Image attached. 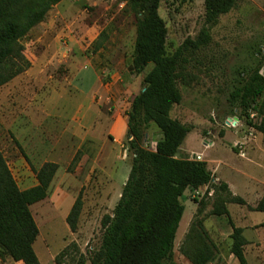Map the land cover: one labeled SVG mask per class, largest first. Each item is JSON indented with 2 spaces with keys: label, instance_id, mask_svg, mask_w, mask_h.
Masks as SVG:
<instances>
[{
  "label": "rangeland",
  "instance_id": "obj_1",
  "mask_svg": "<svg viewBox=\"0 0 264 264\" xmlns=\"http://www.w3.org/2000/svg\"><path fill=\"white\" fill-rule=\"evenodd\" d=\"M159 14L166 22V49L171 53L185 38H196L204 26V0H159ZM136 20L125 0H63L51 7L39 29L33 27L21 40L30 67L0 86V150L19 188L37 183L35 170L43 163L58 165L46 197L30 205L38 227L33 249L41 264H76L80 257L91 264L103 232L101 219L112 214L127 179L132 158L127 114L150 68L131 70ZM102 30L103 46L95 51L94 41ZM208 32L209 42L190 62L195 80L178 83L182 99L170 112L191 128L177 155L190 158L201 153L208 160L215 153L222 162L231 161L238 172L246 169L264 181V156L259 157L261 165L244 168L243 159L227 147L248 127L231 115L227 99L237 71L255 62L253 52L260 50L264 59V0H237ZM260 72L264 75V61ZM229 118L235 126L225 125ZM159 137L158 128L149 124L142 146L153 148ZM210 139L228 149L206 147L204 142ZM77 152L79 158L71 165ZM221 171L229 173L232 190L243 196L244 177ZM215 184L212 178L208 187H201L199 198L188 189L183 194L184 211L174 238L176 264H192L179 247L195 217L202 219L218 248L210 264H239L229 252L230 234L223 237L218 232L220 219L210 213ZM78 195L82 209L71 231L66 216ZM229 204L236 220L239 205ZM223 219L226 227L229 222ZM258 235L263 241L253 240L246 247V264H264V231ZM65 248L67 253L60 257ZM0 264L24 263L5 257Z\"/></svg>",
  "mask_w": 264,
  "mask_h": 264
},
{
  "label": "trees",
  "instance_id": "obj_2",
  "mask_svg": "<svg viewBox=\"0 0 264 264\" xmlns=\"http://www.w3.org/2000/svg\"><path fill=\"white\" fill-rule=\"evenodd\" d=\"M59 1L0 0V86L30 67L21 40ZM125 1L137 15L131 70L140 73L149 65L150 68L127 114V137H131L127 142L132 154L130 170L112 214H105L101 219L100 245L92 252L90 262L176 264L174 238L184 211L181 201L184 191L188 187L201 188L209 184L212 172L204 160L177 155L191 128L170 112L182 99L178 83L189 85L195 80L196 73L190 62L209 42L208 27L216 23L220 15L229 12L237 0H204V26L196 38H185L171 53L166 49L167 26L159 14V0ZM104 35L105 31H100L94 41L95 51L103 46L99 38ZM261 55L260 50H255L253 65L237 71L238 78L227 100L231 115L264 135V75L260 72L264 59ZM149 124L160 131L151 149L142 146L143 131ZM78 158L79 152L71 165ZM57 167L52 161L43 163L35 170L37 183L20 189L0 150L1 260L10 257L24 264H41L33 249L38 227L30 205L46 197ZM214 192L210 213L229 218L232 227L229 252L239 264H246L244 245L247 240L242 228L231 221L227 209L229 203L244 205L246 201L232 194L223 181L214 185ZM199 203L203 205L204 200L200 199ZM247 207L264 214V192L255 206ZM81 209L82 199L78 195L66 216L71 231L76 229ZM201 210L199 206L198 211ZM261 226L264 227V221ZM68 249L62 250L60 257ZM179 250L192 264H210L218 248L202 219L195 217ZM76 264H84L83 257Z\"/></svg>",
  "mask_w": 264,
  "mask_h": 264
},
{
  "label": "crops",
  "instance_id": "obj_3",
  "mask_svg": "<svg viewBox=\"0 0 264 264\" xmlns=\"http://www.w3.org/2000/svg\"><path fill=\"white\" fill-rule=\"evenodd\" d=\"M62 2L63 0L59 1L53 6L57 7ZM37 26L38 24L34 26L35 31L39 29L37 28ZM124 121L126 122V116L124 117ZM115 122L116 121H114V125H115ZM238 123H240V121L236 122V124ZM225 125L227 124L225 123ZM253 131H255L254 134L252 133ZM256 132L258 131L247 127L242 136H238L236 139H233L231 144L227 146V147H230L231 151L236 152V155L238 157L243 159V160H240L241 161L240 167L243 166L244 168H250L251 165H261L258 161L261 160L259 158L260 156H264V135L261 132H258L263 135V137L260 138L259 136L256 135ZM208 142H209V146H206V147H210V148L215 147V149H217L218 147L222 146V148L228 149L225 145H223L220 142V140L214 141L213 139H210ZM236 143L240 144L241 147L235 146ZM201 157H202V160H204L207 164H214L211 167L207 166L208 169H210L212 172V178H214L217 182L218 181L225 182L228 185V188L232 192V194L239 195L238 193H235L232 190L231 185H230L231 176L228 175L229 174L228 172L230 173H232V171L238 172L236 170L237 168L236 169L234 168V164L227 159L224 160L225 162H222L215 153H213V156L208 160L205 159V157H203L202 155ZM221 168H225L228 174L222 173ZM238 173H240L244 177V180H243L244 191H243V196L241 197L246 201V204L244 205L238 204L239 209L235 211L237 215L236 220L233 219L232 217L233 215H231L229 212L230 204H228L227 209H228L229 217L231 221L234 223V225L242 228V234L247 240V243L244 245V254H245L246 247L250 245L253 240H256V239L262 240L260 239V235L258 234H260L261 230L264 231V227L261 226L262 222L264 221L263 219L264 214L260 211L249 209L247 206H252V207L255 206L258 200L261 198L264 192V181H260L259 179L254 178L251 174H249V172L246 169H242L241 172H238ZM187 189H188V193L192 191V188H189V187L186 188L185 191ZM223 216L226 217L227 221L229 222V218L226 215H218L216 217L220 219L218 221V223L220 224V227H218V232L221 235H223V237H225L231 234L232 227L230 223L226 227L222 225L221 222L225 221L223 219ZM213 221L215 222V220Z\"/></svg>",
  "mask_w": 264,
  "mask_h": 264
},
{
  "label": "built area",
  "instance_id": "obj_4",
  "mask_svg": "<svg viewBox=\"0 0 264 264\" xmlns=\"http://www.w3.org/2000/svg\"><path fill=\"white\" fill-rule=\"evenodd\" d=\"M252 115L253 114H251V116ZM230 120H231L230 118L228 120H226L227 126H235V125H232L230 123ZM204 144H205V146H209V142L208 141H205ZM235 146L241 147L240 144H238V143H236ZM190 159H192V160H199L200 161V160H202V157H201V154L200 153L199 154L192 153V154H190ZM205 187H208V186L205 185ZM192 193H193L192 194L193 197H197V198L201 197L200 196V193H201L200 188H192Z\"/></svg>",
  "mask_w": 264,
  "mask_h": 264
},
{
  "label": "water",
  "instance_id": "obj_5",
  "mask_svg": "<svg viewBox=\"0 0 264 264\" xmlns=\"http://www.w3.org/2000/svg\"><path fill=\"white\" fill-rule=\"evenodd\" d=\"M235 119H238V118H235Z\"/></svg>",
  "mask_w": 264,
  "mask_h": 264
}]
</instances>
